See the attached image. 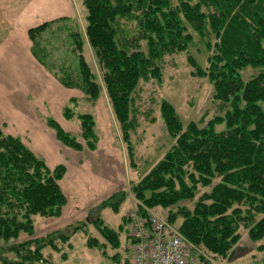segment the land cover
<instances>
[{
    "label": "trees",
    "instance_id": "obj_1",
    "mask_svg": "<svg viewBox=\"0 0 264 264\" xmlns=\"http://www.w3.org/2000/svg\"><path fill=\"white\" fill-rule=\"evenodd\" d=\"M82 5L84 29L69 33L77 70L62 64L51 71L44 62L50 53L43 49L42 34L63 19L27 32L33 57L61 86L83 95L81 103L70 99L62 109L65 119L76 120L78 136L52 118L45 120L63 145L97 148L93 114H76L75 108L93 106L104 93L122 131L129 167H135L128 135L132 94L140 81H161L159 64L169 55L186 54L191 75L207 79L214 100L230 109L224 118L204 127L190 123L184 130L174 108L161 101L163 123L175 141L164 158L130 190L93 207V220L86 215L43 236L35 235L36 222L60 217L67 203L59 184L65 168H49L20 138L0 128V264H74L80 235L88 250L106 258L107 246L120 248L119 233L104 225L99 211L118 212L129 192L146 208L166 212L164 218L208 257L226 258L243 232L250 249L264 251V0H82ZM192 33L213 38L206 44L213 50L205 67L187 54ZM246 68L258 72L244 81L240 71ZM223 121L225 129L216 133L213 125ZM200 189L206 191L197 197ZM183 202H193L192 207ZM88 227L101 242L86 235ZM127 239L133 242L130 235ZM198 261L207 264L201 255Z\"/></svg>",
    "mask_w": 264,
    "mask_h": 264
},
{
    "label": "crops",
    "instance_id": "obj_2",
    "mask_svg": "<svg viewBox=\"0 0 264 264\" xmlns=\"http://www.w3.org/2000/svg\"><path fill=\"white\" fill-rule=\"evenodd\" d=\"M74 14L80 17L78 0H0V128L20 138L49 168H65L59 184L67 203L60 217L36 222V236L82 220L102 200L123 190L126 183L121 148L117 144L113 147L112 135L108 137L103 130L95 150L83 145L77 151L59 142L45 122L52 118L65 132L78 136L79 126L65 119L62 109L72 98L81 103L83 95L61 86L41 66L31 54L27 32ZM105 102L103 93L89 112L98 111Z\"/></svg>",
    "mask_w": 264,
    "mask_h": 264
},
{
    "label": "rangeland",
    "instance_id": "obj_3",
    "mask_svg": "<svg viewBox=\"0 0 264 264\" xmlns=\"http://www.w3.org/2000/svg\"><path fill=\"white\" fill-rule=\"evenodd\" d=\"M78 9L80 11V17L74 14L73 17L65 18L58 23L55 22L45 34H42L43 44L45 45L43 49H47L50 53V56H47L44 62L51 71L54 67L62 64L69 66L73 70H77L78 61L71 50L72 38L69 36V33L75 31L81 33L82 31L81 27L85 22L86 16V10L82 5V0H78ZM46 40H48L47 44ZM209 40L213 43L212 37L202 38L192 33V40L188 45L187 54L194 59L196 65L200 68L205 67L207 57L213 50L209 49L206 45ZM83 53L86 59L90 60L91 52L89 49H84ZM186 56L183 53L165 56L159 64L162 72L161 81H140L138 88L132 94L133 100L130 120L133 126L128 129V135L134 149L135 167H129L125 146L122 143V131L113 115L106 96L105 106L100 105L98 111H92L93 117L95 118V131L98 137H102L104 130V133L106 132L108 137L112 135L114 139L111 138L113 147H116L117 144L121 148L123 170L126 175V183L123 190H130L131 183L137 182L147 174L164 158L165 154L175 144L174 139L168 134L160 114L161 101L168 102L174 108L184 130L190 123H195L198 127H204L209 121L215 118H224L226 112L230 109L228 105L214 100V91L207 79L196 78L191 75L192 67L188 63ZM47 72L49 73V71ZM257 72V69L246 68L241 70L240 74L241 78L246 81L257 74ZM69 106L72 108L75 107L73 104ZM87 112H89V106L86 104L78 105L75 108L76 114ZM224 129V121L213 125V130L216 133ZM79 141L81 142L82 140L79 139ZM203 191H206V189H200L197 197ZM192 203L183 202L181 205L192 207ZM173 210L175 209L173 208ZM89 212L90 210L85 215L89 216L90 220H93V216L95 215L92 214L93 211L90 212V215ZM131 212L140 214L153 213L162 217L167 214L164 211L160 212L146 208L141 202L136 201L129 192L128 198L121 204L118 212H113L109 208L99 211L100 219L104 225L119 233L120 248L113 250L107 246L106 251L108 255L104 258L100 255V252L88 250L85 247L86 236L80 235L76 241L79 242L77 245L80 247L77 251L79 261H75L74 264H130V260L132 259V243L127 238L130 235L128 215ZM48 220L52 219H46V221ZM121 224H124V226H121ZM41 233L40 235L43 236ZM86 235L95 237L101 242V238H99L96 230L92 227H88ZM249 245L246 232H243L240 241L233 246L231 253L226 258H211L209 256L210 261L206 263L264 264V251H254V248L250 249ZM261 245H264V242Z\"/></svg>",
    "mask_w": 264,
    "mask_h": 264
},
{
    "label": "built area",
    "instance_id": "obj_4",
    "mask_svg": "<svg viewBox=\"0 0 264 264\" xmlns=\"http://www.w3.org/2000/svg\"><path fill=\"white\" fill-rule=\"evenodd\" d=\"M128 217L133 241L130 264H200L198 255L210 261L164 217L134 212Z\"/></svg>",
    "mask_w": 264,
    "mask_h": 264
}]
</instances>
